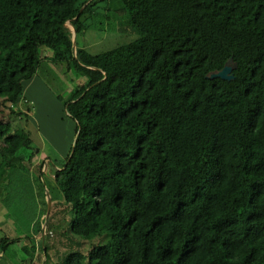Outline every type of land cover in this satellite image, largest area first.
<instances>
[{"label":"trees","instance_id":"trees-1","mask_svg":"<svg viewBox=\"0 0 264 264\" xmlns=\"http://www.w3.org/2000/svg\"><path fill=\"white\" fill-rule=\"evenodd\" d=\"M68 21L137 38L92 54ZM47 59L86 78L63 98L77 126L54 175L81 240L58 264H264V0H0L2 112L28 116ZM230 59L234 79L208 77ZM32 143L0 118V181Z\"/></svg>","mask_w":264,"mask_h":264},{"label":"rangeland","instance_id":"rangeland-1","mask_svg":"<svg viewBox=\"0 0 264 264\" xmlns=\"http://www.w3.org/2000/svg\"><path fill=\"white\" fill-rule=\"evenodd\" d=\"M68 27L73 31L75 45L86 48L92 54L107 52L137 38L120 29H110L108 24H96L79 33L69 22ZM85 79L74 67L67 69L47 59L25 84V96L32 108L28 116L19 117L9 110L2 112L3 108H0V118L10 123L13 129L24 128L33 141L32 147L21 151L25 159L0 181V240L6 236L17 239L4 252L0 250V264H31L29 255L22 248L29 244V238L39 243L32 264H43L46 255L44 244L49 245L51 263L55 264L63 262V259L59 260L63 252L71 248L79 249L70 241H80L81 237L72 234L77 239L72 238L66 230L74 212L69 211L64 218L61 216L68 204L54 174L66 162L77 126L67 112L63 98H67ZM23 103L18 105L24 108L26 103ZM45 202L48 207L46 212ZM48 221L54 225L48 226ZM40 227L43 233H38ZM44 228L47 233L53 231V235L44 234ZM63 229L66 231L61 234ZM102 242L98 238L83 240L81 251L88 255L94 243Z\"/></svg>","mask_w":264,"mask_h":264},{"label":"water","instance_id":"water-1","mask_svg":"<svg viewBox=\"0 0 264 264\" xmlns=\"http://www.w3.org/2000/svg\"><path fill=\"white\" fill-rule=\"evenodd\" d=\"M69 24L72 25L71 21H68ZM67 22V24H68ZM73 27V25H72ZM233 71V60L230 59L229 62L223 67V69L211 73L208 77L210 78H222V79H227V80H232L234 79V74L232 73ZM51 201V199H50ZM49 214V212L47 213Z\"/></svg>","mask_w":264,"mask_h":264},{"label":"clouds","instance_id":"clouds-1","mask_svg":"<svg viewBox=\"0 0 264 264\" xmlns=\"http://www.w3.org/2000/svg\"><path fill=\"white\" fill-rule=\"evenodd\" d=\"M74 29H75V28H74ZM72 32H73V31H72ZM75 32H76V31H75ZM75 46H76V45H75ZM44 230H45V228H44ZM42 233H43V232H42ZM44 234H45V233H44ZM46 234H47V235H48V234H49V235H52V234H53V231L49 230L48 233H47V230H46Z\"/></svg>","mask_w":264,"mask_h":264},{"label":"built area","instance_id":"built-area-1","mask_svg":"<svg viewBox=\"0 0 264 264\" xmlns=\"http://www.w3.org/2000/svg\"><path fill=\"white\" fill-rule=\"evenodd\" d=\"M44 233H46V229L44 230Z\"/></svg>","mask_w":264,"mask_h":264},{"label":"crops","instance_id":"crops-1","mask_svg":"<svg viewBox=\"0 0 264 264\" xmlns=\"http://www.w3.org/2000/svg\"><path fill=\"white\" fill-rule=\"evenodd\" d=\"M66 108V107H65ZM47 160V159H46Z\"/></svg>","mask_w":264,"mask_h":264}]
</instances>
